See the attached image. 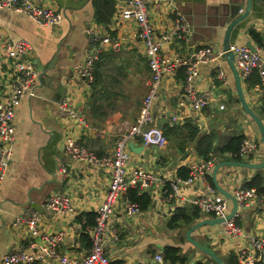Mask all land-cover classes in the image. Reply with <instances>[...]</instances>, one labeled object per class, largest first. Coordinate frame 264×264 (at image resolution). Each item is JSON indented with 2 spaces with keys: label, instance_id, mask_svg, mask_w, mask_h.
<instances>
[{
  "label": "crops",
  "instance_id": "obj_1",
  "mask_svg": "<svg viewBox=\"0 0 264 264\" xmlns=\"http://www.w3.org/2000/svg\"><path fill=\"white\" fill-rule=\"evenodd\" d=\"M37 1L61 15L58 24L52 26L36 22L13 7L0 8V41L27 40L31 44L28 58L38 75L36 95H25L15 110L13 156L0 187V264L7 253L18 248L35 252L30 246L32 233L25 225L15 223L19 215L32 208L42 216V232L62 234L58 245L61 255L82 258L88 253L91 246L88 228L91 226V218L95 220L108 192L110 173L104 167L74 160L65 151L66 136L73 135L99 156L111 153L119 133L137 122L151 75L145 45L139 37L135 20L123 19L117 23L115 15L123 7L125 0H116L117 10L107 26L96 21L93 0ZM228 1L247 2L178 0L192 20L191 38L196 41L195 46L213 47L214 56H219L221 49L215 44L223 42L228 24L206 25L197 30L194 16L199 12L219 10V13L210 15L211 20L223 21V13L226 12L224 6ZM149 17L157 34L171 28L175 19V15L168 10L163 9L160 14H156L153 8ZM91 25L97 26L101 32L113 35L122 43L118 52L105 51L101 55H104L103 58L99 59L106 65L99 68L103 74V82L96 88L97 94L92 88L94 82L89 84L75 71L76 66L83 63L89 48L87 28ZM238 27L240 29L234 28L231 33L230 40L233 44L247 45V41H250L256 48L264 46V0H253L250 15ZM251 28L262 35L263 45L251 36ZM163 55L165 59L171 60L186 55V52L178 44H170L163 50ZM116 64L121 65V71L117 70ZM219 65L225 72V83L218 78ZM40 71L44 77L40 78ZM144 72L148 73L145 82ZM10 73H13L11 59L0 49V83L9 80ZM137 78L142 79L141 94L140 88L136 87L139 84L135 82ZM128 80L133 81L129 86ZM186 85L184 67L175 73L166 74L154 108L155 123L152 127L165 133L169 127L180 126L179 132L170 139L167 138V143L163 145L153 144L148 147L143 145L139 136L133 138L131 141L145 147L140 153L131 151L128 147L129 165L152 171L157 180L150 190H144L151 201L141 214L131 216L126 213L125 205L131 201L128 193L116 203L109 225L118 229L120 240H109L107 244L112 264H170L165 260V247L168 245L180 247L181 255L185 258L183 264H195L198 261L216 264L186 238L187 230L193 224L215 217L200 210L201 218L193 223L179 221L175 228L170 226L175 209L189 206L183 203L184 197L206 195L209 189L213 190L212 195L215 197H227L213 183L212 171L217 163L264 161V143L256 124L245 112L236 94L234 75L224 56L201 63L193 80V86L197 90L210 92L211 101L206 108L195 111L190 104L180 103ZM123 88L126 90L122 91ZM243 89L249 105L264 121L263 93H256L245 81ZM143 92L145 93L142 94ZM64 99H68L75 110L85 115L87 127L60 113L59 103ZM221 103L225 105L224 109H219L218 104ZM173 116L178 121L173 122ZM187 124L195 127L196 140L188 138ZM179 133L180 136H186L183 146L181 137H177ZM204 134H214L211 157H216L215 165L205 180L199 179L192 185H181L177 194L171 198L167 194L168 182L177 177L178 170L183 166L191 169L203 160L197 146ZM238 135L256 143L257 149L251 156L236 159L229 153H221L220 149ZM63 168L66 169L65 172L62 171ZM258 172L264 173V168L224 166L219 169L217 180L220 186L234 195L236 188ZM209 178L212 179V186L208 182ZM53 193L68 195L75 212L59 214L46 210L43 206L44 199ZM230 205L231 211L232 201ZM238 224L242 228L240 235L230 236L224 224H216L205 225L194 231L192 236L227 263L231 255L235 258L240 249L250 247L251 238L264 235L263 204L256 203L240 209ZM109 235L110 233L106 237ZM158 254L163 256V261L157 259ZM28 264L63 263L45 256ZM254 264L264 263L259 259Z\"/></svg>",
  "mask_w": 264,
  "mask_h": 264
},
{
  "label": "built area",
  "instance_id": "obj_2",
  "mask_svg": "<svg viewBox=\"0 0 264 264\" xmlns=\"http://www.w3.org/2000/svg\"><path fill=\"white\" fill-rule=\"evenodd\" d=\"M178 0H125L123 7L116 13L117 23L123 19H134L139 30V37L144 42L148 65L151 70L147 93L142 101V107L137 122L126 131H121L115 140L111 153L102 156L97 155L91 148L82 145L77 138L68 134L65 139V151L74 159L81 163H89L93 166L104 167L110 173L108 192L106 193L101 207L99 208L95 223L88 228L91 246L88 253L82 258L61 255L58 250L61 233L42 232L40 225L42 216L35 209H27L16 219L17 225H25L32 233L30 246L35 252H27L24 248H18L7 253L2 264H28L36 259L48 256L58 260L63 264H112L107 253L109 240L118 242L120 232L109 225V221L114 214L115 205L130 188H135L138 192L150 190L157 176L150 170H143L129 165L130 154L128 142L139 136L145 147L153 144L163 145L167 143V138L157 128L152 127L155 123L154 108L162 81L166 74L175 73L179 68H185L187 85L182 95L180 103L190 104L195 111L206 108L211 101L210 92L199 91L193 86V80L198 73L201 63H208L216 57H223L224 52L220 50L219 56H214L213 47L195 46L192 42L191 27L184 15L177 6ZM13 7L17 11L23 12L36 22L56 25L61 19V15L49 6H45L37 0H0V8ZM153 8L156 14H160L163 9L175 15L173 25L168 30L156 33L155 26L149 17ZM90 38L83 63L76 66L75 71L84 77L89 84L94 82L95 65L105 51L118 52L121 49V41L113 35L101 32L97 26L91 25L87 28ZM170 44H178L180 49H184L186 55L165 59L163 50ZM0 49H3L6 56L11 59L13 73L10 79L2 83L0 92V187L6 177L10 161L13 156V145L15 142V110L25 95L35 96V86L38 75L32 61L28 58L31 51V44L27 40L0 41ZM235 54V65L243 81L254 75L258 81L251 85L252 89L264 95V46L257 47L255 51L246 45L232 44L230 47ZM218 78L226 82L225 72L221 66L218 67ZM264 100V97H262ZM219 109H224L223 103L218 104ZM59 111L69 120H76L80 125L87 127L85 115L75 110L64 99L59 103ZM173 122L178 121L176 116ZM257 149V145L249 138H245L238 155L244 158L251 156ZM232 156V153H229ZM216 163V157L203 159L190 169L189 177L182 179L175 177L169 183L168 196L173 198L179 191L181 185H192L197 180H205L210 170ZM66 171L65 168L62 170ZM213 190L209 189L206 195L195 197H184L183 203L197 206L203 213L215 218H225L230 212V199L227 197H215ZM234 196L238 202V211L230 220L223 224L230 236L240 235L242 228L238 224L240 209L249 205L261 203L264 206V198L261 197L254 187L240 186L234 190ZM43 206L49 212L59 214H73L74 204L68 195L53 193L44 199ZM125 211L131 216L139 215L143 212L140 204L127 202ZM110 233L108 237L107 234ZM157 259L163 261L161 254ZM237 264H254L256 260L264 263V235L262 237L251 238L250 247L240 249L236 254Z\"/></svg>",
  "mask_w": 264,
  "mask_h": 264
},
{
  "label": "trees",
  "instance_id": "obj_3",
  "mask_svg": "<svg viewBox=\"0 0 264 264\" xmlns=\"http://www.w3.org/2000/svg\"><path fill=\"white\" fill-rule=\"evenodd\" d=\"M93 6L95 8V19L98 23H102L104 25H109V23L112 21V17L114 13L117 10L116 7V0H93ZM251 36L259 42L261 45H263V37L262 35L257 32L254 28L250 29ZM104 56V55H103ZM101 57V59L103 58ZM102 60H99L95 65V81L92 84V88L95 90L96 94V88L103 82V74L99 71V68L102 66H105V62H101ZM258 81V77L254 75L252 78L248 79L247 83L249 86L255 84ZM2 89V83H0V92ZM169 127V126H168ZM167 127V128H168ZM177 127H169L164 135L166 138H171L176 132H179V129ZM188 130H189V139L190 140H196V130L193 125L187 124ZM181 133L177 134V137H179ZM181 137V146L184 145V141L186 139V136H180ZM213 138L214 134H204L200 137L198 140V152L202 156L203 159H209L211 158V154H213ZM245 137L242 135L235 136L231 138L221 149V153H232V156H235L236 159H240L241 156L238 155L240 147L244 141ZM190 174V168L183 166L178 170V177L182 179H186L189 177ZM208 182L212 186V179L209 178ZM242 186L244 187H254L257 189L259 195L264 198V173L258 172L256 175H254L250 180H247L245 184ZM168 185V190H169ZM129 199L132 202H136L140 204L141 209H146L150 204V197L146 195V193L138 192L135 188H130L128 190ZM202 214L200 212V209L197 206L189 205L185 207H177L175 209V213L172 216V219L170 221L171 227H177L179 221H186L187 223H193L197 218H201ZM94 218V217H93ZM96 218V216H95ZM239 220V219H238ZM238 222V221H237ZM90 225L92 226L95 223V220L91 218ZM211 259V258H210ZM165 260L167 263L170 264H183L185 261V258L181 255V249L180 247L168 245L165 247ZM212 260V259H211ZM195 264H208L203 261H198ZM225 264H237L236 256L235 258L231 255L229 259L227 260V263Z\"/></svg>",
  "mask_w": 264,
  "mask_h": 264
},
{
  "label": "water",
  "instance_id": "obj_4",
  "mask_svg": "<svg viewBox=\"0 0 264 264\" xmlns=\"http://www.w3.org/2000/svg\"><path fill=\"white\" fill-rule=\"evenodd\" d=\"M179 11L184 15L185 19L187 20L188 24L191 27V32L193 34L192 29V20L189 17L188 13L182 8V5L178 2L177 3ZM226 12H224V20L217 22L216 20L212 22L210 15L211 14H217L219 13V10H216L214 12L205 11V12H199L196 13V16H194V19L196 21L197 30H199V27L203 26H225L227 23L228 26L226 28L225 36L223 39V42L221 44L216 43L215 46L219 47L222 52H224V57L228 60L230 67L232 69L235 84H236V94L245 110V112L248 114L250 119L256 124L259 133L261 141L264 143V121L262 118L254 112V110L249 105L247 98L244 93L243 89V79L239 74V70L237 69L235 65V54L232 50H230L231 45L233 44L230 40L231 33L234 28L240 29L238 27V24L245 19L248 18L250 15L252 8H253V0H247V2L244 3H236L234 1H228L226 6H224ZM245 9V10H244ZM241 10H244L242 13ZM192 42L196 43L194 39L192 38ZM214 46V45H213ZM249 48H251L253 51L256 50V47L250 42L247 41V45ZM40 66H38L39 68ZM41 69V68H40ZM39 69V70H40ZM40 78L44 77V74L40 71ZM54 79V78H53ZM128 147L131 151H134L136 153H140L144 150L143 145H138L134 141L128 142ZM224 166H241V167H248V168H256V169H263L264 168V161L261 163H248V162H237V161H225V162H219L217 163L212 171V179L214 186L222 192L224 195H226L230 200L233 202V209L229 212V214L225 218H211V219H204L196 222L193 224L186 233V238L189 242H191L196 248H198L201 252L206 254L208 257H210L216 264H225L223 259L213 250L207 248L206 246L199 243L197 240H195L192 236V233L196 231L197 229L205 226V225H216V224H223L225 221L230 220L238 211V202L237 199L233 194L230 192H227L222 186H220L218 180H217V174L219 169H221Z\"/></svg>",
  "mask_w": 264,
  "mask_h": 264
},
{
  "label": "rangeland",
  "instance_id": "obj_5",
  "mask_svg": "<svg viewBox=\"0 0 264 264\" xmlns=\"http://www.w3.org/2000/svg\"><path fill=\"white\" fill-rule=\"evenodd\" d=\"M116 68H117V70H119V71H121V69H122V67H121V65H118V64H116V66H115ZM130 75H132V72L130 73ZM134 76V75H133ZM146 76H148V73H146L145 74V72H144V79H143V82H145V77ZM150 77H151V75H149V79H150ZM141 78H142V76H141ZM149 79H148V81H149ZM132 82L133 81H129L128 80V86L129 85H131L132 84ZM135 82H139V84L138 85H136V87H138V88H140V90H139V93L141 94V92L143 91V89L141 90V88H142V79H140V78H137L136 80H135ZM121 83V82H120ZM119 83V84H120ZM147 83V82H146ZM123 86H124V84H122ZM134 86H132V88H133ZM126 89L125 88H123L122 89V91H125ZM147 92V91H146ZM145 92H143L142 94H144ZM146 94V93H145ZM145 96V95H144Z\"/></svg>",
  "mask_w": 264,
  "mask_h": 264
}]
</instances>
